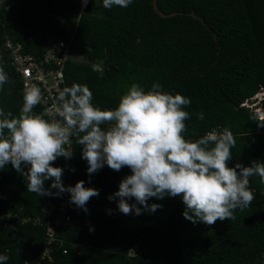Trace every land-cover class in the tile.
Masks as SVG:
<instances>
[{"label": "trees", "instance_id": "16d2710c", "mask_svg": "<svg viewBox=\"0 0 264 264\" xmlns=\"http://www.w3.org/2000/svg\"><path fill=\"white\" fill-rule=\"evenodd\" d=\"M156 3L162 13L175 14L158 15L152 0L111 9L103 7V0H88L86 6L81 0L0 3V65L9 77L0 91V108L17 116L24 92L3 48L5 35L37 57L51 38H61L70 46L63 88L87 85L93 104L103 110L118 107L132 84L148 91L158 82L163 91L191 100L184 109L190 114L186 139L228 128L236 141L229 167L264 162V127L250 118L253 108L243 105L264 88V0ZM260 108L264 113V97ZM33 112L48 119L39 104ZM201 112L203 120L197 119ZM71 139L65 147L74 151L73 157H58L53 166L64 169V184L83 180L99 195L89 200L87 212L76 205L70 209V222L56 228L48 256L41 258L46 223L56 216L63 194L39 197L27 191L25 178L11 164L0 169V255L9 257L5 264H264V184L258 176L250 178L251 205L236 209L234 220H218L211 227L184 217L181 196L150 198L149 205L162 207L150 213L138 205L141 215H124L118 211L119 198L108 197L130 169L105 165L89 175L83 146ZM51 183L45 181V188Z\"/></svg>", "mask_w": 264, "mask_h": 264}, {"label": "clouds", "instance_id": "9594fccd", "mask_svg": "<svg viewBox=\"0 0 264 264\" xmlns=\"http://www.w3.org/2000/svg\"><path fill=\"white\" fill-rule=\"evenodd\" d=\"M82 2L86 6L88 0ZM131 3L132 0H103V7L126 8ZM7 83L8 74L0 65V91ZM261 90L264 88L251 102L243 103L256 112L250 118L258 127H264ZM41 98L39 87L25 86L23 106L17 116L0 108V169L11 164L25 178L27 191L39 197L68 192L70 202L87 212L89 200L99 195L98 189L85 187L83 180L65 187L64 169L53 166L58 157H73L74 151L65 147L71 145L72 137L83 146L82 159L88 163L89 175L105 165L114 171L130 169L131 174L122 179L119 190L108 197L110 201L119 198L118 211L124 215H141L138 205L150 213L162 207L149 205L150 198L181 196L186 206L184 217L193 224L211 227L218 220H234L236 209L251 205L255 199L251 177L258 176L264 184V162L228 166L236 143L228 128L209 131L195 141L186 139L185 122L190 114L184 109L191 100L163 91L158 82L148 91L132 84L120 97L118 107L103 110L93 104V93L87 85L74 83L58 93L51 119L33 112ZM197 119L203 120L204 114L199 113ZM48 180L52 181L51 187L45 188ZM52 189L57 191L53 193ZM132 199L135 203L130 204ZM8 259L0 255V264Z\"/></svg>", "mask_w": 264, "mask_h": 264}, {"label": "built area", "instance_id": "2783aa9c", "mask_svg": "<svg viewBox=\"0 0 264 264\" xmlns=\"http://www.w3.org/2000/svg\"><path fill=\"white\" fill-rule=\"evenodd\" d=\"M3 48L8 51L11 65L18 74L22 87L25 89V86L35 85L41 89L42 98L39 105L43 114L51 119L53 105L58 93L63 89L65 63L70 55L69 43L61 38H51L40 57L22 52V45L11 39L4 41ZM260 94L263 96L264 91L261 90ZM64 185L67 187L68 183ZM70 209L75 210L76 206L70 202L69 193L64 192L57 206L56 216L46 223V238L41 258L48 256L56 228L63 222H70Z\"/></svg>", "mask_w": 264, "mask_h": 264}, {"label": "water", "instance_id": "95a60500", "mask_svg": "<svg viewBox=\"0 0 264 264\" xmlns=\"http://www.w3.org/2000/svg\"><path fill=\"white\" fill-rule=\"evenodd\" d=\"M3 1H5V0H0V3H2ZM152 5H153V8H154V11H155L158 15H160V16H162V17L170 16V15L175 14L174 12H173V13H169V14H164V13H162V12L158 9V6H157V3H156V0H152ZM188 14H189L190 16L197 17V18L200 20L201 23H204L203 19H202L201 17L197 16L196 14H194L193 12H190V13H188ZM3 26H4V24H3ZM5 37H6V39H8V38H9V35L6 34Z\"/></svg>", "mask_w": 264, "mask_h": 264}, {"label": "rangeland", "instance_id": "374dc122", "mask_svg": "<svg viewBox=\"0 0 264 264\" xmlns=\"http://www.w3.org/2000/svg\"><path fill=\"white\" fill-rule=\"evenodd\" d=\"M67 27H68V28H71V29L73 28L71 25H67Z\"/></svg>", "mask_w": 264, "mask_h": 264}]
</instances>
